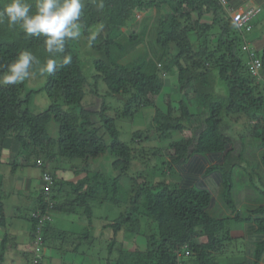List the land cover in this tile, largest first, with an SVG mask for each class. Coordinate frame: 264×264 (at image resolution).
<instances>
[{
    "label": "trees",
    "instance_id": "obj_1",
    "mask_svg": "<svg viewBox=\"0 0 264 264\" xmlns=\"http://www.w3.org/2000/svg\"><path fill=\"white\" fill-rule=\"evenodd\" d=\"M7 2L0 0V9ZM26 2L34 11L35 0ZM83 4L80 37L67 41L65 52L55 57L59 62L62 56L71 55L72 61L61 65L51 75L40 72L51 58L44 50V38H29L19 28H9L6 21L0 24V74L25 50L40 61L24 82L0 85V156L2 149L11 150L12 173L18 168L35 167V160L40 158L42 172L52 178V183L46 187L28 190L35 200L28 213H22L33 225V233L38 230L33 234L34 240L38 236L39 246L46 245L51 251L50 257H44L41 250L37 264H49L42 258L50 260L68 250L76 252L81 260L94 263L99 260L106 261L105 264H176L174 248L180 243H188L191 251L184 264H216V255L225 246L223 241L232 238L226 216L216 217L210 213L209 207L215 200L213 194L201 184H192L190 178L182 179L176 174L173 160L172 163L163 160V167L169 163L171 172L163 179L133 174L131 167L135 158L143 162V168L150 157L158 155L164 159L167 154L163 156L161 151L166 148L158 143L148 150L141 146L145 147L141 150L136 144L119 140L116 122L119 116L147 113L144 110L147 106L153 108L154 132L151 134L150 129H146L132 135L144 140L169 141L166 147L172 148L179 159L194 156L195 163L200 159L197 157L212 161L213 157L221 156L218 164L206 169L207 172L219 170L223 184L230 179V183L225 184L228 189L232 187L233 174L228 164V159H232L230 149H226L230 143L235 147L238 142L240 148L243 144H256L262 149L260 161L264 168V47L257 51L246 39L262 9L253 18L252 28L241 34L214 0H83ZM141 8H155L158 13L155 43L160 49L156 59L160 67L155 59L142 52L134 60L119 62V58L128 53L123 43V27L132 11ZM166 11H170V24L166 23ZM141 26L139 31H132L126 37L128 44L143 42L141 34L145 28ZM93 34L94 40L91 39ZM244 44L258 57L259 68L248 66L249 56L242 49ZM91 62L93 71L87 75ZM164 73L175 78L174 90L181 96L170 101L166 110L156 104L166 82ZM36 77H44L43 82L34 84ZM100 81L105 85L102 91H99ZM41 92L51 103L43 111L33 113L29 105ZM113 96L123 105L119 112L107 99L115 98ZM51 119L58 125L55 138L50 136L47 126ZM234 128L239 131H236L237 138L231 133ZM244 128L252 134L253 141L241 136ZM175 132L178 135L173 139ZM238 156L239 152L233 160L237 162ZM59 158L81 161L82 165L74 170L75 176H80L71 181L58 178L57 170L66 171L54 165ZM51 163L53 168L49 167ZM102 165L107 166L101 168ZM188 169L189 173H194L195 166L181 163L182 172ZM262 174L264 177V171ZM123 176L128 178L129 188H122ZM259 182L264 186L261 176ZM258 191L263 193L264 187ZM2 192L0 182V223L4 218ZM223 200L231 206V216L235 215L238 220L251 219L257 233L264 234V199H253L249 207H245L244 215L228 196ZM104 203L118 209L111 211L115 216L102 217L103 221H99L102 222L99 228L113 233L108 254L120 241L115 238L118 232L124 231L126 241L131 239L126 232H140L141 218L155 224V232H141L135 249L119 248V243L116 258L103 259L92 249L97 237L92 230L95 215H100L96 211ZM127 203L128 209L124 210L121 206ZM57 214L72 215L84 221L85 226L79 231L57 230L52 224ZM245 241L246 251L249 246ZM68 244L72 245V250ZM1 250L0 264H5ZM251 252L252 261L245 256L244 263L259 264L264 254V239L257 242Z\"/></svg>",
    "mask_w": 264,
    "mask_h": 264
},
{
    "label": "rangeland",
    "instance_id": "obj_2",
    "mask_svg": "<svg viewBox=\"0 0 264 264\" xmlns=\"http://www.w3.org/2000/svg\"><path fill=\"white\" fill-rule=\"evenodd\" d=\"M261 6H262V11L260 13V15H258V17L256 18V25L253 27L252 31L249 32L248 34H246V39L247 41L250 43L251 37L255 36V35H264L262 28L259 27V24H264V0H259ZM150 12V11H149ZM168 12V11H166ZM169 13V12H168ZM167 13V14H168ZM157 11L152 10L150 13H148V11H144V12H140L139 16H134L133 18H136L137 21H133L131 19H129L127 21V27L124 28L125 30V34H129L130 32L134 31H139L140 28L142 26L139 27L140 21L138 20L139 18H149L150 21L147 22L146 25H144L145 28V32L144 34L140 32L141 34V40H143V45H144V52L142 51V47L143 45H138L137 47H134V49H131L130 52L128 53V55H123L120 59V61L124 62L127 60H131L132 58H134L137 55L138 51H141L143 54H145V56H150L153 59H157L158 55L156 53H154V51L151 50L150 44L153 42V31L155 29V22L157 19ZM170 16V14H168ZM169 16H167L166 18V23L170 24V18ZM142 18V19H143ZM92 31H96L95 29H93ZM139 34V33H138ZM125 43V42H123ZM153 45L156 46L158 49L159 47L157 46V44L155 43V41L153 42ZM133 50V51H132ZM160 50V49H159ZM243 56H245V54H243ZM85 58L87 59V56H85ZM87 63V61H86ZM93 71V67H92V62H91V67L87 68V75H90V73ZM165 85H164V91L162 94H165L163 96H158V100H157V105L159 104L160 107H164L166 106L168 103H170V100H168V96L170 93V99L175 100V99H179L181 96L179 95V93L177 92V94L175 93L176 90H174L175 86H174V81L175 78L170 75L169 73L165 74ZM35 83L34 84H38L43 82L44 77H36L35 78ZM99 85H101L99 87V91H102L105 89V85L102 83V81H100ZM115 98H107L110 99L109 103L116 107V105L118 104V99L116 96H113ZM51 103V99L46 96L43 92L36 94L33 99L31 104L29 105V108L31 110V112L33 113H38L43 111L44 109H46L48 107V105ZM84 103L87 104V99L84 100ZM63 106H65L64 104H62ZM118 106V105H117ZM146 112H140V113H136L133 116H131L130 118L127 119H123L120 121L116 122V125L118 127L119 130V140L123 141V142H127V144H136V146L141 149L144 150L143 147L144 146V142H142V138L139 139V137H134V135H132V132H139L141 130H145L151 127V119H152V115H153V108L147 106V109H144ZM48 129H49V134L51 137H56L57 136V130H58V125L57 122L53 119H51L48 122ZM240 129V128H238ZM235 131V128L231 131V133ZM237 132H239L236 129ZM236 131L233 132V135L235 138H237L236 135ZM184 133H181V135H183ZM178 135V132H175L174 135L172 136L173 139L176 138ZM252 134L248 131L247 129H243L241 136L246 137L247 139H245L246 141H253V137L251 136ZM144 136V135H143ZM239 136V135H238ZM140 140V141H138ZM138 141V143L136 142ZM144 141V140H143ZM153 142V141H152ZM167 142V141H165ZM156 144H153L152 146H150V143L146 144V149L148 150L149 147H153L155 145H157L159 143L158 142H153ZM162 143V142H161ZM167 143H163L162 146H164L166 149L169 147H166ZM236 147H233L230 150V154L232 152H237V148H238V152H239V156L237 157V162L234 159V156L236 155H231L232 159H228V164L229 166H232V179H231V189L225 188V184L230 183V179H226V183L223 184L221 183V186L218 188L217 190V194L216 197L213 196L214 203L212 205V207L209 209L210 213H212V215L214 216H220L221 211H230L231 206L228 205L223 198L225 196H228L230 200H232L234 202V204L236 203L238 205V208L241 209V215H244L247 213V211L245 210V207H249L248 205L251 204V201L253 199H258L259 201L264 199V192L261 193L259 190L263 189V185L262 183L259 182V177H262V182L264 177L262 176V163L260 162L261 160V152L262 149L261 148H257L256 144H243V146L240 148L237 147L239 144H234ZM226 149H228L226 147ZM229 150V149H228ZM254 151V156H250L249 155V151ZM170 152H173L172 148H169ZM9 150L6 148L3 152L4 156H2V160L4 159V161H0V180H2L1 182V189L3 191V193L5 194L6 192L8 193L7 197L10 198V201H12L13 199H16L17 196L19 195L21 196H26L29 192H27L25 189H23L21 187V185L24 184V180L26 178V173L28 174H34L36 172L39 171V168H33V167H25V168H18L14 173L11 172V168H10V163L7 164V161L10 159V155L8 154ZM161 154L163 156H165L166 150L163 149L161 151ZM146 160V159H145ZM163 160H167V156L164 157V159L161 160V158L157 155L155 157H150L149 161L147 160V162L145 163V165L143 166V168L141 167L143 165V162H141L140 159L135 158L132 162V167H131V172L133 174H138L141 175L143 174L144 176L148 177H156V178H164L165 175H169L171 174L170 171H168V165H165V167H163L164 165L162 164L164 161ZM233 160V161H230ZM11 160H9L10 162ZM79 161V160H78ZM77 160L72 161V160H63L62 158L59 159H55L54 161V165L58 164L59 166H62L66 169V171H60V174H64V178L65 177H75L74 174V170L81 166V161L78 162ZM6 162V164H5ZM92 160H90L89 165L91 164V167L93 168L94 163ZM236 164L233 166V163ZM189 163V161L187 162ZM147 164V166H146ZM45 166V165H44ZM53 166V163H51L49 165V167ZM77 166V167H76ZM107 166V165H106ZM106 166L102 165L101 168H105ZM53 168V167H51ZM173 170L175 171L174 167ZM153 173V174H152ZM176 173V171H175ZM57 174V172H56ZM150 174V175H149ZM176 174H181L178 170V172ZM58 176V175H57ZM62 176V175H61ZM230 177V176H229ZM59 178V177H58ZM32 179V176H31ZM253 181V182H252ZM120 184L122 186V188L124 186L126 187H130V183L129 180L126 176H123L120 179ZM264 184V183H263ZM16 185L20 186V190H16ZM42 185V182L41 184ZM39 185V186H40ZM38 186V185H37ZM58 186V185H56ZM195 188H197V186H195ZM67 190V189H66ZM69 191V189H68ZM62 195H66V194H62ZM64 198H67V196ZM264 201V200H263ZM10 205L7 204V208L5 210L6 215H11V212H15V213H24L25 215L28 213V209L30 208L29 205H31V202H27L26 204L21 206V210L18 211V209L16 207L12 206V202H8ZM244 205V206H243ZM128 203L125 206H121L123 207V209L125 210V208L128 209ZM230 207V208H229ZM113 210H117L115 206L110 205L109 203H104L103 205H101L100 209L98 211H96V213H100V215L98 214L97 217L95 215V220H94V226H93V233L96 237L93 248L97 253H99V256H102L103 259H105V257H108L107 259H114L116 258V249L119 246V248H126V249H135L138 245L137 243V239L139 237V235L141 234V232H145L146 234H150L152 232H155V224H153L152 222H146L145 218H141L140 221V232L137 230H131L130 232H126V234H128L131 239L129 240H125L124 237V231H120L118 232V234L116 235V240H117V244L115 245L114 248H112V252H110L108 254V243L111 240L113 233L109 231V229H101L99 227H101L102 222L99 221H103L102 217H113L116 214L112 213L111 211ZM223 215V214H222ZM254 216V215H253ZM69 218L72 219V221L77 222L78 220L73 217L72 215H68ZM243 217V216H241ZM78 225V224H77ZM76 225V226H77ZM38 233V230H36L35 233ZM222 238V237H221ZM243 239H238V240H230V239H226L224 240V248L222 249V251L220 253H218L216 256H218V261L216 264H245V256H246V251H245V246H244V242L242 241ZM77 242V241H76ZM68 246H70L71 250H72V245L68 244ZM87 249V247H86ZM90 249V248H88ZM66 250V248H65ZM63 257L60 258L61 260L57 259L58 261L55 262V264H105L106 261H102L100 262L99 260L96 261V263L94 262H90V260L87 261L82 259L79 255L76 254V252H70V250L68 251H64ZM33 257V256H32ZM89 259V258H88Z\"/></svg>",
    "mask_w": 264,
    "mask_h": 264
},
{
    "label": "clouds",
    "instance_id": "obj_3",
    "mask_svg": "<svg viewBox=\"0 0 264 264\" xmlns=\"http://www.w3.org/2000/svg\"><path fill=\"white\" fill-rule=\"evenodd\" d=\"M236 3H240V2H236ZM253 5H255V4H253ZM83 7H84L83 0H35V5H34L35 10L33 11V6L30 5L29 3H27L26 0H8L7 3H4L3 8L0 9V24L4 23L6 21L9 28H19L29 38L42 36L44 38V40H43L44 50L49 54V56L51 58L46 60V62L40 68V72L42 75L43 74L51 75L57 71L58 67H60L61 65H68L72 61L71 55L62 56V58L60 59L59 62L55 57H57L58 54L65 52L67 41L77 40L80 37V35H81V24L79 23V20H80L81 14H82ZM100 7H103V5L101 4ZM152 10L157 11L155 8L135 9L132 11L130 19L133 21H137L136 18H133V15L139 16L140 12L148 11V13H150ZM167 13L165 14L166 18H167V16H169L168 14H170V11L168 14ZM142 18L138 19V20H141L139 27L141 25H146L147 22L150 21V19L147 17H145L143 19ZM125 27H127V23H126ZM125 27H123V31H124V39L123 40L125 41L126 46L128 47V53H129L131 49H134V47H137L140 44L143 45V43L138 42V43L131 44V45L128 44L126 37H128L131 32L129 34H125L126 33L124 30ZM155 38H156V36H155V29H154V31H153V42L155 41ZM91 39H93V40L95 39L94 34L92 35ZM153 42L150 44L151 50L154 51V53H156L159 56V49L153 45ZM156 50H157V52H156ZM142 51L144 52V45L142 47ZM139 52H141V51H138L137 55ZM128 53L125 55H128ZM137 55L134 58H132L131 60L136 59ZM247 55H248V53H247ZM254 57H256L255 53H254ZM256 58L258 59V57H256ZM120 59H121V57L119 58V62H122V61H120ZM131 60H127V61H124L122 63H127ZM156 62H157L156 63L157 66L160 67L161 65H160L159 61L156 60ZM39 63H40L39 59L32 52L27 51V50L20 52L17 55V57L11 63H9L7 65L6 71L3 72L2 74H0V85H17L21 82H24L26 79H28L31 76V69L33 68V66L37 65ZM247 63H248V59H247ZM248 66H250L249 63H248ZM165 74H167V73H164L163 76ZM163 91H164V88H163ZM163 91H162V93H163ZM162 93L159 96L165 95ZM170 93H169V96H170ZM169 96L167 97L168 100L173 102ZM117 99H118V97H117ZM176 100L177 99H175L174 101H176ZM118 101H119V99H118ZM156 104H157V102H156ZM117 105L115 108L117 109V112H119L120 110L123 109V105L120 103V101L118 102ZM158 106H159V104H158ZM160 108L166 110L167 106L160 107ZM153 113H154V110H153ZM119 117H120V120H123V119L130 118L131 116L129 115V116H125V117H122V116H119ZM120 120H118V121H120ZM151 122H152L151 127L148 129H150V133L152 134V132H154V127L152 126V125H154V122H153V120H151ZM145 130H141V131H145ZM233 132H235V131H233ZM233 132H232V135H233ZM139 139H141V138L139 137ZM143 140L144 139L142 138V142L145 143L144 146H146V144H148V143L153 145V144H156L153 142H158V140L156 138L155 139L150 138L149 140H144V141ZM138 141H140V140H138ZM138 141H136V142L138 143ZM161 142L159 141L160 145H162L163 143H167L165 145V146H167L169 141L165 142V141L161 140ZM236 144H238V142ZM239 146H240V144L237 147H239ZM146 147H148V146H146ZM233 147L234 146L232 145V143H230L227 148L231 150ZM5 149H2V151H1L2 154H3V151ZM168 150H167V160L169 161V163H172V160H173L172 166L174 167L176 172H178V170L181 169V163H184L185 166H188L189 164L194 166V164H195V159L193 158L194 156H189V157L186 156V157H181V159H179L176 156V154H174V151H173L172 155H168V153H171ZM237 152H238V148H237ZM237 152L236 153L232 152L231 155H237ZM254 154L255 153L253 150L249 152L250 156L251 155L254 156ZM9 155H10L9 160H11V161L9 162V160H8L7 164L11 163L13 161V158H12L13 153L11 152V150H9ZM219 157H221V156H218L217 158L213 157V159L211 161L212 165L218 164V158ZM1 159H2V155L0 156V160ZM38 160H40V158L35 160V163H36L35 167L42 169L43 163L40 160L42 164H41V166H38L37 165ZM191 160H192V163L190 162ZM210 160L211 159H209V161ZM188 161H189V163H187ZM189 167H191V166H189ZM189 167H185V168H189ZM215 170H217V169H215ZM206 171H207V169H206ZM217 171H219V170H217ZM263 171H264V168L262 167V172ZM185 172L189 173L191 171H189V169H188ZM185 172H182V173L185 175V178H187L188 173H185ZM207 173H212V171H209ZM44 174H48L51 178V175L49 173H43L42 172V175H41V179L43 180L42 185H41L42 187L44 185L50 184L44 180V178H43ZM180 176L182 179H184L182 177V174H180ZM51 183H52V178H51ZM37 239L39 240V242L36 240L34 243H35V248L36 247L39 248V252H37L34 249L35 254L33 255V257L30 256L28 258V261L26 262V264H33V259L35 257L37 259V262L35 264H37L40 260L39 257L41 256V250H42L43 246L42 247L39 246L40 239L38 236H37ZM200 239H203V238L200 237ZM174 253H175V256L177 258L176 264H184L183 261L186 258H188L190 253H191L190 248H189V244L188 243L178 244L174 248ZM37 254H38V256H36ZM43 254H44V251H43ZM48 257H50V256H48ZM57 257L59 258V260H61L60 258H62L63 256L58 255ZM53 258L54 257H52L50 260H47V259H44V257H43L42 261L49 263V264H55V262L58 260H53ZM7 263H8V261H5V264H7Z\"/></svg>",
    "mask_w": 264,
    "mask_h": 264
},
{
    "label": "crops",
    "instance_id": "obj_4",
    "mask_svg": "<svg viewBox=\"0 0 264 264\" xmlns=\"http://www.w3.org/2000/svg\"><path fill=\"white\" fill-rule=\"evenodd\" d=\"M242 1L243 0H235L234 3L242 2ZM250 1L252 2V4L257 5L262 9L259 0H250ZM259 27L262 28L264 34V24H259ZM250 46H252V48H254L255 50L257 49V51L263 49L264 35L262 36L255 35L251 37ZM1 155L4 156V154L2 153ZM197 158L200 159L194 165L195 171L194 173H189L187 178H190L192 184L194 185L201 184L203 187L207 188L213 194L214 197H216L217 190L222 183V177L220 176V172L214 170L212 171V173H207L205 169L210 165H212L211 160L209 161L208 159L202 157H197ZM0 161H4V159L3 160L1 159ZM190 162L192 163V160ZM200 165L203 166V168L200 167ZM60 171L61 170L56 171L57 175L59 178H63L64 180L67 179L71 181L77 179L80 176L78 175L72 178L69 177L64 178L63 177L64 174L62 173L60 174ZM179 171L181 172L180 169ZM181 174L182 177L185 179V175L182 172ZM25 175L26 178L24 180V184L21 185L23 189H25L28 192V190L32 191L41 188L40 184L41 182H43V180L41 179V175H42L41 168H39V171L34 174L26 173ZM0 182H2V180H0ZM15 187L16 190H20L19 185H16ZM43 187H46V185H44ZM7 195H8L7 192L5 194L2 192L1 199L3 203L4 218L2 223H0V250L1 248H3V251L1 250V252H2V256L6 261L12 264H26L28 258L35 254L33 225L31 224V222L25 219L26 217H22L23 216L22 212L21 213L11 212V215H6L5 210L7 208V204L11 206V204H9L8 202H12V206L16 207L18 211H20L22 205L26 204L27 202L32 203L33 200L35 199L33 198L31 199V195L28 193L25 197L24 196L20 197L18 195L16 199L10 201V198H8ZM33 197L35 196L33 195ZM212 205L213 203H211V206L209 208H211ZM29 206L31 207L32 205ZM220 216H226L227 226L229 228V233L232 240L236 241L238 239H243L242 240L243 242L246 240L245 242L249 246V248L247 247L246 250V259L251 260L252 258L251 250H253L257 242H261L264 239V234L257 233L256 231L257 226L251 219L248 218L244 219L245 217L239 220L235 219L234 217L235 215L231 216V213L227 210L221 211ZM54 217H53L54 220H52L53 221L52 224H54V226L57 227V230L69 229L73 231L74 230L79 231L85 226V222L84 221L81 222V220H78L77 223L73 225L74 223H72L73 222L72 219L69 218L66 214H57V217L56 216ZM37 241L39 242L38 239ZM42 250L44 251V255H46L44 257H47L51 253L50 249L46 245H43ZM57 259H59L57 256L53 258V260H57ZM251 261L248 264H251ZM259 264H264V254L261 256Z\"/></svg>",
    "mask_w": 264,
    "mask_h": 264
},
{
    "label": "built area",
    "instance_id": "obj_5",
    "mask_svg": "<svg viewBox=\"0 0 264 264\" xmlns=\"http://www.w3.org/2000/svg\"><path fill=\"white\" fill-rule=\"evenodd\" d=\"M220 6H222L223 11L227 17H229L235 25L236 30L243 34L252 28L253 18L260 12V7L253 5L250 0H244L240 3H234V0H214ZM242 49L246 51L249 55L248 63L253 69H257L261 66L259 60L254 57V51L244 44ZM41 161H37V165L41 166ZM44 180L51 183V178L48 174H44ZM37 243V242H36ZM35 250L39 252V248L36 247ZM38 256V254L36 255ZM37 262L36 257L33 259V264Z\"/></svg>",
    "mask_w": 264,
    "mask_h": 264
}]
</instances>
